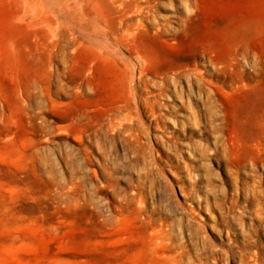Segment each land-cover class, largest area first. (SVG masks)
Wrapping results in <instances>:
<instances>
[{"label":"rangeland","instance_id":"rangeland-1","mask_svg":"<svg viewBox=\"0 0 264 264\" xmlns=\"http://www.w3.org/2000/svg\"><path fill=\"white\" fill-rule=\"evenodd\" d=\"M0 264H264V0H0Z\"/></svg>","mask_w":264,"mask_h":264}]
</instances>
